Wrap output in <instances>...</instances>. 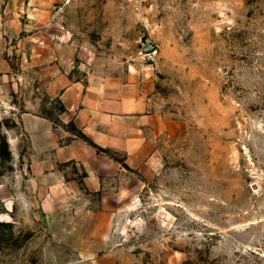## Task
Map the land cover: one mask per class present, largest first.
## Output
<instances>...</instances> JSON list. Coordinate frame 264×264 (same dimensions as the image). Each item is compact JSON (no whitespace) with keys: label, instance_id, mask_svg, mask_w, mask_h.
<instances>
[{"label":"rangeland","instance_id":"rangeland-1","mask_svg":"<svg viewBox=\"0 0 264 264\" xmlns=\"http://www.w3.org/2000/svg\"><path fill=\"white\" fill-rule=\"evenodd\" d=\"M77 81L142 101L141 148L43 194L8 140L29 110L90 144ZM0 264H264V0H0Z\"/></svg>","mask_w":264,"mask_h":264},{"label":"crops","instance_id":"crops-1","mask_svg":"<svg viewBox=\"0 0 264 264\" xmlns=\"http://www.w3.org/2000/svg\"><path fill=\"white\" fill-rule=\"evenodd\" d=\"M58 82L56 79L54 84ZM60 99L64 104V111L59 115L61 124H74L94 145L53 120L29 110L20 113L21 134L16 138L12 135L8 140L17 146L22 135L27 137L34 179L41 184L49 182L43 194L68 192L64 170L59 167L67 162L75 161L82 165L91 179H100L106 173L112 176L120 174L121 163L99 154L94 146L125 151L132 161L141 148L140 125L147 117L139 116L142 111L140 99L126 100L121 94H107L105 88L97 89L80 81L64 87ZM127 120L135 123L129 126Z\"/></svg>","mask_w":264,"mask_h":264},{"label":"water","instance_id":"water-1","mask_svg":"<svg viewBox=\"0 0 264 264\" xmlns=\"http://www.w3.org/2000/svg\"><path fill=\"white\" fill-rule=\"evenodd\" d=\"M142 47H143V52H149V51L155 50L157 45L149 43L147 41V37H143L142 38Z\"/></svg>","mask_w":264,"mask_h":264},{"label":"trees","instance_id":"trees-1","mask_svg":"<svg viewBox=\"0 0 264 264\" xmlns=\"http://www.w3.org/2000/svg\"><path fill=\"white\" fill-rule=\"evenodd\" d=\"M90 144L94 145L91 141H89L88 139H86Z\"/></svg>","mask_w":264,"mask_h":264}]
</instances>
